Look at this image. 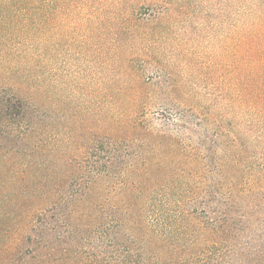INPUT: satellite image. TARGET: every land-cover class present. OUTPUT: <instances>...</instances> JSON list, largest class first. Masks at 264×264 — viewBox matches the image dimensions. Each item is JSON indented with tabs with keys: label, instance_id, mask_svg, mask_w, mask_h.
<instances>
[{
	"label": "trees",
	"instance_id": "1",
	"mask_svg": "<svg viewBox=\"0 0 264 264\" xmlns=\"http://www.w3.org/2000/svg\"><path fill=\"white\" fill-rule=\"evenodd\" d=\"M205 4L206 11L215 6L221 15L220 72H201L203 76L196 72L186 81L165 74L171 88L165 94L175 101V115L186 118V123L210 121L216 125L224 155L217 165V180L205 191L213 202L228 204L248 194H264L246 193L240 178L244 168L252 167L242 153L250 152L252 143L264 136V0H0V219L20 217L18 225L27 220V226L37 223L38 244H43L44 250L29 253L34 252L38 264H188L190 258L179 252L186 248L188 239L174 235L183 226L147 223L144 218L165 220L171 215L199 214L212 230L218 227L219 220L210 214L215 212L204 207L201 213H186L180 204L170 207L172 200L180 203L195 194L183 180L178 191L170 186L171 174L159 170L164 160H153L140 152L133 155L126 151L124 156L125 151L121 153L111 142L109 164L124 156L123 162L128 159L131 166L78 172L66 162V156L57 154L56 143L51 144L54 137L44 136L41 122L40 90L49 84L39 72L47 62V53L54 57L61 37L78 36L76 26L89 31L85 35L97 43L111 37L110 44L122 51L129 39L165 36L166 30L156 28L139 35V28L148 26L139 23L147 15L157 21L159 9L185 6L195 12ZM76 11L82 17L76 16ZM65 27L67 33L62 31ZM106 79L112 84L107 88L109 110L128 117L129 130L120 140L128 147V141L140 139L138 129L147 104L156 98L148 95L147 82L137 83L138 90L131 87L134 92L120 98V91L114 93L116 79ZM136 80L140 82L138 76ZM185 93L190 96L185 97ZM176 96L184 99L177 101ZM161 114L165 116V112ZM143 142L140 149L147 152L180 145L165 134L143 138ZM138 158L143 159L142 167L134 161ZM172 173L184 179L191 172L182 169ZM157 202H163L162 207H156ZM106 220L116 221L115 230ZM45 231H55V240L49 243Z\"/></svg>",
	"mask_w": 264,
	"mask_h": 264
},
{
	"label": "rangeland",
	"instance_id": "2",
	"mask_svg": "<svg viewBox=\"0 0 264 264\" xmlns=\"http://www.w3.org/2000/svg\"><path fill=\"white\" fill-rule=\"evenodd\" d=\"M206 5L201 11L195 12L193 8L185 6H176L173 10L159 9L157 14L160 19L157 21L147 15L139 23H148V26L139 28V35L156 28L166 30L165 36L156 40L147 39L148 36L144 37L145 40L129 39L122 51L110 44L112 41L109 36L103 43L94 42L85 35L89 31H85L80 25L76 26L78 36L61 37L54 57L52 53H47V62L43 63L42 72H39L49 84L45 86V90H40L43 96L41 122L44 136L54 137L51 144L56 143L57 154L66 156V162L69 161L78 172L95 173L128 168L132 163L130 161L128 165V159L123 162L126 151L133 155L140 152L153 160H164L159 170L164 174H171L168 178L173 180V185L170 186L178 191L180 181L183 180L195 194L193 198L183 199L180 203L172 200L170 207L175 208L176 204H180L186 209V213L194 210L201 213V208L204 207L215 212L210 214L219 220L218 227L212 230V226L204 223L207 219L199 214L171 215L165 220L144 218V221L183 226L174 235L188 239L186 248L179 249V252L190 258L188 264H264V194H248L235 202L229 201L228 204H219L206 197L205 190L217 180V165L224 155L220 137L215 131L216 125L210 121H200L196 125L190 119L186 123V118L182 120L178 113L175 115V101L169 94H165L171 92L165 74L186 81L195 76L196 72L201 76V72H220L221 15L215 6L206 11ZM75 15L82 17L77 11ZM62 31L67 33L68 28H62ZM108 76L116 79L114 93L120 91V98L125 93L127 95L134 92L132 88L138 90L137 83L143 82L148 83V95L156 98V101L147 104L144 122L138 129L140 139L128 141V147L120 142L125 139L129 130L128 117L118 116L109 110L111 104L108 103L107 88L112 84L106 79ZM135 76H138L140 82L135 81ZM186 90L190 88L187 86ZM184 95L190 96L187 93ZM175 99L178 101L184 98L176 96ZM184 106H189V103H184ZM161 112H165V116ZM164 134L166 137L176 138L180 145L173 148L166 146L162 152H157L155 148L149 152L140 149L144 143L143 138ZM111 142H115L114 146H118L121 153L125 151L122 160L113 164H109L107 157ZM241 157L246 159L247 165H252L251 168H244L241 173L240 178L244 180L241 186L246 193L248 190L252 193H264V136L260 140L256 139L251 151L242 153ZM134 161H137L138 167L143 166V159ZM64 162L60 167L64 166ZM114 166L116 167L112 168ZM182 169L191 172L184 179L172 173L173 170L181 173ZM201 173L204 178L197 176ZM162 205L163 202L156 203L158 208ZM218 209L222 211L216 212ZM47 214L48 218L52 216V212ZM222 217L228 220L222 221ZM20 219H0V264H38V260L33 259L34 252H29L33 249L44 250L43 244H38L40 230L36 228L35 221L29 226L26 225L29 220L18 225ZM105 223L110 224L108 227L111 230H115L113 227L116 221L106 220ZM10 225L13 227L7 230ZM32 225L35 226V231L31 230ZM45 235L49 243L57 237L55 231H45Z\"/></svg>",
	"mask_w": 264,
	"mask_h": 264
}]
</instances>
